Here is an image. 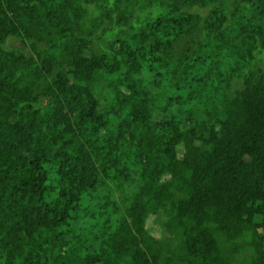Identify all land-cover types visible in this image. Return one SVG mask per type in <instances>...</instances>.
I'll return each instance as SVG.
<instances>
[{"label":"trees","instance_id":"1","mask_svg":"<svg viewBox=\"0 0 264 264\" xmlns=\"http://www.w3.org/2000/svg\"><path fill=\"white\" fill-rule=\"evenodd\" d=\"M0 264H264V0H0Z\"/></svg>","mask_w":264,"mask_h":264},{"label":"rangeland","instance_id":"2","mask_svg":"<svg viewBox=\"0 0 264 264\" xmlns=\"http://www.w3.org/2000/svg\"><path fill=\"white\" fill-rule=\"evenodd\" d=\"M11 45H13V44H11ZM238 83H239V82H236V83H235V84H236V85H235L236 87H239V84H240V83H239V84H238Z\"/></svg>","mask_w":264,"mask_h":264}]
</instances>
